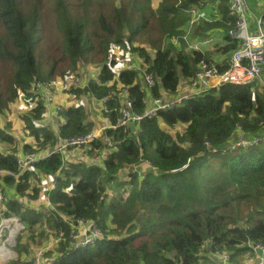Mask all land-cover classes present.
Listing matches in <instances>:
<instances>
[{
  "label": "trees",
  "instance_id": "16d2710c",
  "mask_svg": "<svg viewBox=\"0 0 264 264\" xmlns=\"http://www.w3.org/2000/svg\"><path fill=\"white\" fill-rule=\"evenodd\" d=\"M79 1L0 0V115L10 111L21 96L34 100L35 107L24 120L36 141L34 148L24 144L22 152L0 151V170L20 174V153L55 149L57 133L67 138L93 130L83 108L73 106L57 113L55 128L37 127L46 116V108L39 101L35 81L55 85L81 67H101L85 89L67 91L77 98H110L109 117L117 123L124 89L134 102V113L143 114L144 100H154L164 93L170 99L177 98L201 62L212 64L211 55L190 49L196 32L214 28L222 31L225 44L216 51L223 56L240 48L229 35L234 22L228 16L226 0H203L205 20L192 28L189 13L199 9V0H157V6L156 0ZM51 3L54 7L50 13L44 4ZM49 30L53 33L48 34ZM144 35L150 45H137ZM114 46L129 50L128 58L141 71L128 68L123 62L125 55L116 58ZM225 64L221 70L226 69ZM147 74L156 80L152 89L145 83ZM255 83L212 89L180 108L161 112L153 120L108 131L107 135L120 145L101 164L92 161L102 147L98 142L94 149L75 156L73 163L68 159L69 167L57 153L33 165L20 179L6 177L0 188L3 186L8 197L9 192L12 196L2 206L0 220L20 217L30 231L28 249L33 252L45 245L48 237L44 231L52 236L63 233L59 258L43 264H202L224 252L236 258L264 240V145L224 155L212 154L205 144L227 147L238 128L249 139L264 136V92ZM180 124L187 127L172 134L173 139L170 131ZM3 138L12 141L9 136ZM79 155H85L86 162ZM208 157L220 160L225 173L217 181L202 183ZM144 160L151 164L144 177L131 174L127 182L119 184L132 186L130 195L122 201L131 210L135 204H146L154 212L156 206L158 221L133 232L134 215L128 213L129 209L122 211L125 205L114 202L105 207L104 184L113 182L117 174L127 173L129 166H142ZM34 170L44 179L56 180V189L46 191L56 213L43 212L45 207L39 204L44 202L42 188L36 187ZM228 182L235 189L228 188L218 198ZM60 217L95 220L107 239L76 250L70 245L69 228ZM35 230L40 232L38 236ZM31 260L23 264H35Z\"/></svg>",
  "mask_w": 264,
  "mask_h": 264
},
{
  "label": "built area",
  "instance_id": "2783aa9c",
  "mask_svg": "<svg viewBox=\"0 0 264 264\" xmlns=\"http://www.w3.org/2000/svg\"><path fill=\"white\" fill-rule=\"evenodd\" d=\"M229 5V17L233 20L234 26L229 35L232 39L240 43V48L232 53L228 58L225 70H221L219 65L209 64L205 61L201 62L196 70L194 77L189 81L188 86L182 90L180 96L170 99L168 93H164L162 97L154 100L146 99L143 101L145 111L143 114L134 113V102L128 94V89H124L120 93L122 108L120 110V119L117 123H112L109 117L110 110L108 103L110 98L96 100L97 106L102 110L104 115V123L98 131H91L84 135L74 137H61L57 133L56 148L51 151L42 150L40 153L30 152L27 154L21 153L17 157V164L21 168L20 174H14L8 170H0V182L6 177H14L20 179L23 174L33 167V165L48 159L49 157L61 153L65 167H69L67 156H77L85 150L95 148L98 142H101L102 147H99V153L92 156L94 164L105 162L108 160L107 155L115 153L118 150L119 143L107 135L108 131H117L119 129L127 128L133 124H140L144 119L153 120L158 117L161 112H166L171 109L182 107L186 101L200 97L212 89H217L225 85L232 86H246L257 82L264 76V18L257 20L258 33L252 34L250 31L249 15L250 7L248 0H226ZM203 0H199V9L203 8ZM194 18H203L204 13L192 11ZM195 50H198L195 48ZM127 67L141 71L140 67L134 65L131 61L127 62ZM91 77L86 73L76 74L72 76L71 84L74 88L85 89L88 80ZM145 83L149 89L156 86L155 78L147 74L145 75ZM35 90L39 94V101L44 103L46 109L51 111L52 107L56 108V113L62 110L59 106H54V98L52 97L53 85L49 83L34 82ZM94 99V98H93ZM232 135H235L229 142L227 147L214 148L206 143L207 149L212 154L222 153L224 155L235 153L240 149L255 148L264 144V136L245 140L244 133L241 128L235 130ZM101 148V149H100ZM101 150V151H100ZM87 158L84 156V162ZM142 166L132 165L126 170L128 175L136 174L138 178L146 175V169L150 167V163L146 160ZM35 173V170H34ZM36 182L47 183L51 182L50 191L56 189V183L53 179L46 177L45 179L36 174ZM7 194L0 188V213L2 206L5 204ZM46 208L49 212L56 213L52 202L47 199ZM65 225L69 228L70 241L74 245V249H83L90 245H95L106 239V235L100 230L95 220L63 218ZM26 227L22 223L20 217L12 216L9 218L2 217L0 220V258L13 260L12 251L10 248L17 243L18 237L25 232ZM63 233L59 237L53 238L46 242L45 245L37 250L35 257V264H42V259L45 252L59 244L62 240ZM252 257H250L246 264H264V240L250 246ZM215 264H236L231 259V254L224 252L214 256Z\"/></svg>",
  "mask_w": 264,
  "mask_h": 264
},
{
  "label": "rangeland",
  "instance_id": "374dc122",
  "mask_svg": "<svg viewBox=\"0 0 264 264\" xmlns=\"http://www.w3.org/2000/svg\"><path fill=\"white\" fill-rule=\"evenodd\" d=\"M75 3H79V0H72ZM121 1V0H120ZM83 2V0H81ZM157 0L154 1V6H157ZM54 5L51 4H44V9L48 12H52ZM99 10L100 6L98 7ZM94 11H97L95 9ZM105 11V10H104ZM107 12V11H106ZM251 12V10H250ZM251 15V14H250ZM249 15V17H250ZM52 23H49V28L51 29ZM53 33L51 30L48 31V34ZM152 40H156V37L152 36ZM96 43L99 42V40H95ZM53 43V42H52ZM137 45L140 46H147L150 45L149 42H147V37L144 35L142 38H140ZM129 50L120 49L118 46L113 47V54L116 55V58L120 59L124 55L126 58L123 60V62H128L131 59L128 58ZM150 53H153L152 50H150ZM101 59H99L100 61ZM88 67H81L79 71H85L87 75H95L96 72L98 73V70L101 68L99 67H93L92 70ZM67 69V67H66ZM68 70V69H67ZM80 74H82L80 72ZM74 74L69 75L66 79H61L59 81H64V84L62 85V82L59 83V89L66 90L65 85L68 87L69 83H71V76ZM58 81V82H59ZM57 82V83H58ZM257 88L264 92V76H262L256 83ZM58 91V90H57ZM54 91L53 96L55 98V103L60 105L63 108H67L69 106L73 107H81L86 113V122L89 124V126L92 129H97L99 125L102 122V118L100 116L99 110L97 109L98 106L96 102H94L92 99H89V96L82 95L79 98H76L74 95L66 91ZM35 107V102L29 97L21 96L19 100L11 107L10 111L1 114L0 115V151L4 154L12 153L14 152V149L18 150L19 152H22V146L24 144L31 145L32 148L36 146L35 139L30 135V132L26 130V124L24 117L30 116V111L32 108ZM47 117L45 116L41 122H38L36 125L40 129L43 128H50L48 125V122L46 121ZM163 128L164 124L162 123ZM187 126L180 124L177 127L173 128L170 131V134H175L176 132H183ZM166 129V128H165ZM9 136L12 138V141L5 140L3 137ZM173 139H174V135ZM243 151H249L248 149H243ZM21 154V153H20ZM225 171L221 169V161L217 159H211V157H208L207 162L205 164V167L203 168V172L201 174V180L202 183H206L208 179H211L210 181H217L222 177V174H224ZM129 180V175L127 173L124 174H117L114 177L113 182H105L104 186L107 189V199L105 201V204L107 207L111 203L114 202H121L122 205H125V207L122 209L124 211L125 209H129L128 213L131 215H134V226H136V229L133 230V232L138 231V229L141 226L144 225H150L153 223H156L158 221V215L156 214L157 207L154 206V212L152 211V207L150 205L146 204H135L133 209L131 210L130 205H126L122 200L125 198H128L132 191L131 185H126L125 187L119 186L122 182H127ZM229 184V186H228ZM223 184L224 190L221 191L218 194V198H222V194L225 195L227 189L229 188L230 191H233L235 188L232 187L233 184ZM234 186V185H233ZM40 189L42 188V183L39 184ZM215 187H212V190H214ZM261 201L263 202L264 199L261 198ZM45 207V206H44ZM46 209V208H45ZM49 227V226H48ZM44 229H41V232ZM34 233L35 236H38L40 232L38 230H35ZM111 234V233H110ZM45 237H48L45 240L44 243L48 242L53 236L49 231H44ZM116 236V235H115ZM125 236V235H124ZM39 239V240H43ZM19 241L20 245H19ZM32 240L30 238V231L28 229L25 230L17 239V243L14 247L10 248L12 251V258L13 260H8L4 258H0V264H23L24 262L31 260L33 263H35V257L37 255V251L33 252V249H28L29 245L31 244ZM28 249V254L26 253V250ZM206 256V255H203ZM30 259V260H29ZM202 264H213V260L211 258L210 262H202Z\"/></svg>",
  "mask_w": 264,
  "mask_h": 264
},
{
  "label": "crops",
  "instance_id": "0c3cea01",
  "mask_svg": "<svg viewBox=\"0 0 264 264\" xmlns=\"http://www.w3.org/2000/svg\"><path fill=\"white\" fill-rule=\"evenodd\" d=\"M248 1H249L250 9H251V15L249 17L250 31H251L252 34H257L258 33V28H259L258 25H257V20L264 16V0H248ZM204 8H205V6L203 7V9ZM189 14H191V13H189ZM214 18H216L217 21H220L219 20L220 19L219 15H215ZM191 19H192V21H191L190 25H191V28H192L200 20H205V16L203 18H193L192 14H191ZM213 21L214 20H212L210 23H213ZM215 29L216 28H214V29H205V31H203L201 33L196 32V36L194 37V41L195 42L191 44L192 45L191 47H193V48L196 47L201 52H204V53H206L208 55H211V58H212L211 60L213 61L212 63H215V64L223 66V64H225L227 62V60H228V58L230 57L231 54L223 56L220 53H217L216 49L218 47H220V46L223 47L225 42L223 41V37L221 35L222 31H218V30H215ZM90 68L92 70V67H90ZM95 76H96V74L95 75L91 74L90 75L91 78L87 82H89L90 80L94 79ZM71 78H72V76H71ZM71 81H72V79H71ZM60 82H62V85L64 84V81H59L58 83H55V85L52 84L53 85V89H52L51 95H52L53 98H54V96H53V92L54 91L58 90V91H63L64 92V91L68 90L69 88H74L72 86V84L69 83L68 87L65 85L66 90H63V89L60 90L58 88ZM89 99H92L95 102V99H93L91 97H89ZM54 106L61 107L60 105L55 103V98H54ZM61 108L63 109V107H61ZM97 109L99 110L100 116L102 118V122L99 125V127L97 129H93V131H98L101 128L102 124L104 123V115L102 113V110L99 107ZM51 111L52 112H49V110L46 109V111H45L46 112V117H47L46 121L48 122V125L51 128H55V120H57L56 117L58 116V114L56 113V108L55 107H52ZM84 156L83 155H79V157L82 158V159H84ZM66 158H67V160L70 159L71 163H73L75 161V157L73 155H69ZM51 182H52V180H51ZM51 182L42 183V189L40 190V192H41L40 194L44 198V202L39 203L41 207L45 206V208H46V203H47V199H48V195H46V191L47 190L49 191V187L51 185ZM40 183L41 182H37L36 183V187L39 188V189H40V187H39ZM1 189L4 190L6 192V194H7L6 200L9 197L12 196V194H10V192H9V197H8V192L5 190V188L3 186H1ZM42 210H43V212L45 214H50V212L48 211L47 208L46 209H42ZM60 234L61 233H59V235L58 234L57 235L54 234V236L51 239L59 237ZM62 242H63V239L61 240V242L59 244H56L55 246H53L52 248H50L49 250H47L45 252V255H44L43 259H42V264L45 263V262H50V261H52L54 259L59 258L60 255H59V253L57 251L60 248V244ZM70 245L74 248V245H73L72 242H70ZM38 249H39V247H36V251ZM50 252H52V253H50ZM252 253L253 252L250 251V249H249L246 252L242 253L241 255L236 256V258L232 257V260L236 264H246L248 259L250 257H252ZM210 258H212L213 262L215 263L214 257L210 256Z\"/></svg>",
  "mask_w": 264,
  "mask_h": 264
},
{
  "label": "clouds",
  "instance_id": "9594fccd",
  "mask_svg": "<svg viewBox=\"0 0 264 264\" xmlns=\"http://www.w3.org/2000/svg\"><path fill=\"white\" fill-rule=\"evenodd\" d=\"M248 3H249V1H248ZM203 7H204V4H203ZM249 7H250V5H249ZM202 9H203V8H202ZM250 10H251V9H250ZM192 11H198V12H200V13H203V11H202L201 9H198V10H192ZM192 11H191V14H192V16H193ZM228 16H229V15H228ZM193 18H194V17H193ZM191 46H192V45L189 46L191 50L201 52L198 48H197L198 50H195L196 47L193 48V47H191ZM212 64H213V63H212ZM216 65H218V64H216ZM92 68H93V67H92ZM80 72H81L82 74L85 73V71H79L78 73H75L74 75H76V74H80ZM70 75H71V74H70ZM72 76H73V75H72ZM92 131H93V130H92ZM90 132H91V131H90ZM245 136L247 137L245 140L249 139L248 136H247V134H245L244 137H245ZM261 145H264V144H261ZM261 145H259V146H257V147H260ZM257 147H255V148H257ZM255 148H250V149H248V150L255 149ZM242 152H243V149H242ZM230 154H231V153H230ZM106 239H107V236H106Z\"/></svg>",
  "mask_w": 264,
  "mask_h": 264
},
{
  "label": "water",
  "instance_id": "95a60500",
  "mask_svg": "<svg viewBox=\"0 0 264 264\" xmlns=\"http://www.w3.org/2000/svg\"><path fill=\"white\" fill-rule=\"evenodd\" d=\"M244 138L246 139L247 137L245 136Z\"/></svg>",
  "mask_w": 264,
  "mask_h": 264
}]
</instances>
